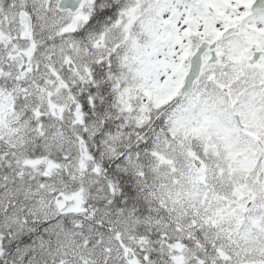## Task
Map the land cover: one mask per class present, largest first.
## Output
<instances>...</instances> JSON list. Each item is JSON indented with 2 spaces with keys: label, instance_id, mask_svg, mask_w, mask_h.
Here are the masks:
<instances>
[{
  "label": "snow or ice",
  "instance_id": "1",
  "mask_svg": "<svg viewBox=\"0 0 264 264\" xmlns=\"http://www.w3.org/2000/svg\"><path fill=\"white\" fill-rule=\"evenodd\" d=\"M0 264H264V0H0Z\"/></svg>",
  "mask_w": 264,
  "mask_h": 264
}]
</instances>
